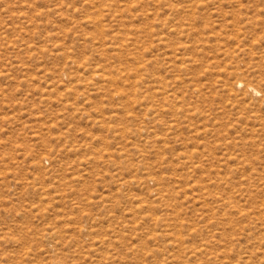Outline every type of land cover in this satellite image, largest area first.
I'll return each instance as SVG.
<instances>
[{"label":"rangeland","instance_id":"374dc122","mask_svg":"<svg viewBox=\"0 0 264 264\" xmlns=\"http://www.w3.org/2000/svg\"><path fill=\"white\" fill-rule=\"evenodd\" d=\"M0 264H264V0H0Z\"/></svg>","mask_w":264,"mask_h":264},{"label":"bare ground","instance_id":"6f19581e","mask_svg":"<svg viewBox=\"0 0 264 264\" xmlns=\"http://www.w3.org/2000/svg\"><path fill=\"white\" fill-rule=\"evenodd\" d=\"M251 88V87H250ZM254 88V87H253Z\"/></svg>","mask_w":264,"mask_h":264}]
</instances>
